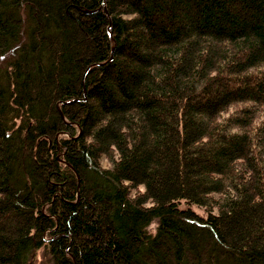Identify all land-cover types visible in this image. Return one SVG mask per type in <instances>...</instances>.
Segmentation results:
<instances>
[{
  "label": "trees",
  "instance_id": "16d2710c",
  "mask_svg": "<svg viewBox=\"0 0 264 264\" xmlns=\"http://www.w3.org/2000/svg\"><path fill=\"white\" fill-rule=\"evenodd\" d=\"M40 249L264 264V0H0V264Z\"/></svg>",
  "mask_w": 264,
  "mask_h": 264
},
{
  "label": "rangeland",
  "instance_id": "374dc122",
  "mask_svg": "<svg viewBox=\"0 0 264 264\" xmlns=\"http://www.w3.org/2000/svg\"><path fill=\"white\" fill-rule=\"evenodd\" d=\"M103 163L105 165H108V162L106 160H103ZM181 207H191L194 209L198 214L202 216L207 215V211L203 206H199L197 204H189L186 200L181 201ZM157 223L152 224V230H155ZM36 264H50L48 261V257L44 254V250L40 249L37 253V259Z\"/></svg>",
  "mask_w": 264,
  "mask_h": 264
},
{
  "label": "water",
  "instance_id": "95a60500",
  "mask_svg": "<svg viewBox=\"0 0 264 264\" xmlns=\"http://www.w3.org/2000/svg\"><path fill=\"white\" fill-rule=\"evenodd\" d=\"M104 6H105V1H104ZM105 9H106V6H105Z\"/></svg>",
  "mask_w": 264,
  "mask_h": 264
}]
</instances>
